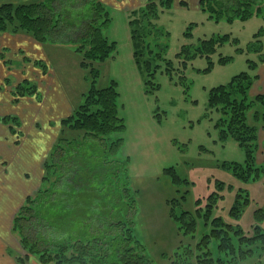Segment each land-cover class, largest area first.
Segmentation results:
<instances>
[{
    "label": "trees",
    "instance_id": "trees-1",
    "mask_svg": "<svg viewBox=\"0 0 264 264\" xmlns=\"http://www.w3.org/2000/svg\"><path fill=\"white\" fill-rule=\"evenodd\" d=\"M172 1L143 0L142 5L128 12L134 61L147 76L154 75L158 64L154 63L152 70L151 62L161 57L165 47L156 42L158 31L151 18L157 16L160 6L168 7ZM263 1L198 0V7L214 21L222 18L245 20L261 10ZM178 3L186 4L184 0ZM106 8L100 0H28L0 4V32H24L40 43L71 44L79 56V65L89 68L90 86L82 94V101L60 120L58 136L43 162L41 182L48 185L40 186L35 194L28 195L12 218V231L17 234L25 255L37 256L42 264H152L132 231L136 206L134 192L127 180L120 183L118 178L123 166L125 170L127 159H109L121 147L122 139L110 140L108 136L124 128V120L118 115L116 82L111 80L106 86H95L99 71L93 62L105 61L116 49L115 41L109 40L104 33L111 21ZM263 31L261 27L252 40L258 61L247 59V66L254 72L240 71L226 83L210 87L207 95L209 108L220 112L215 121L219 139L231 137L244 147L242 162L223 160L220 163L241 181L256 179L260 172H264V166H257L255 161L258 128L250 125L246 116V110L258 104L262 111L254 110L253 119L264 126V92L255 95L251 101L246 95L258 77L255 69L264 61ZM188 33L186 30L185 34ZM218 40H227V35L219 36ZM215 48V39L210 36L197 43L183 44L176 56L197 54L209 58ZM230 57L221 56L218 61L224 63ZM166 63L170 65L171 61L166 60ZM207 63L204 70L211 68L212 62L207 60ZM167 71L170 73L169 68ZM34 88L37 89L34 83L22 80L12 90L14 100L34 92ZM1 120L17 122L13 116H3ZM64 127L79 134L64 137ZM163 172L173 183L186 181L176 174L173 166L164 168ZM216 186L217 190L209 192L204 203L201 198L195 200L194 213L187 209L177 210L179 199L167 200L168 214L184 234L194 237L199 219L204 226L210 225L209 232L202 234L195 244L199 251L195 262L186 260L192 254L187 244L180 247L183 255L177 264H222L219 256L213 261L208 246L212 239L216 240L217 252L223 251L231 256L233 237L237 241L240 239L239 245L252 243L257 238L264 248V227L259 224L264 219V208L254 210L258 224L252 229L256 235H244L238 224L226 222L220 215L214 216L216 203L223 198L219 193L224 188L223 181L216 180ZM184 197L185 193L180 195V198ZM247 200V191L238 189L229 207L230 216L236 218ZM244 253L241 251V256Z\"/></svg>",
    "mask_w": 264,
    "mask_h": 264
},
{
    "label": "rangeland",
    "instance_id": "rangeland-1",
    "mask_svg": "<svg viewBox=\"0 0 264 264\" xmlns=\"http://www.w3.org/2000/svg\"><path fill=\"white\" fill-rule=\"evenodd\" d=\"M185 2L186 4L179 5L173 0L168 7L160 6L157 16L151 18L158 31L156 42L160 46L165 45L161 57L151 62L152 70L154 63L158 64L153 76H147L134 61L127 12L119 9L106 8L111 21L104 30L108 39L115 41L116 49L105 61L93 62L99 71L95 86H106L111 80L116 82L118 115L124 120V128L108 136L110 140L122 139L121 147L109 159H127L125 170L123 166L118 178L120 183L127 180L134 192L136 206L132 231L152 264H177L183 255L180 247L187 244L190 245L192 254L186 260L194 263L195 256L199 254L195 244L210 229L209 223L204 226L202 219H199L194 237L184 234L168 214V199H179L177 210L187 209L194 213L195 200L201 198L204 203L206 195L217 190L216 180H221L224 188L219 193L223 194V198L217 201L214 216L220 215L226 222L238 224L244 235L252 236L256 235L252 227L258 224L254 210L264 208V172H260L256 179L241 181L220 164L223 160L242 162L244 147L231 137L219 139L215 121L220 112L213 107L209 108L207 104L210 87L226 83L240 71L254 72L247 66V59H259L252 40L254 33L261 27L264 28V1L258 13L254 12L245 20L232 21L223 18L214 21L205 11L197 8L194 0ZM186 30L188 34H185ZM222 35H227V40L220 42L218 38ZM210 36L214 37L216 48L208 55L209 58L197 54L192 57L176 56L183 44L197 43ZM263 38L264 34L261 37L262 52ZM68 46L73 50L71 44ZM54 50L50 52L53 53ZM70 52L67 58L76 59L77 65L59 62L63 63L60 67L53 62L52 67L56 75L68 83L73 102L77 105L90 86L89 68H82L77 53L75 55L74 50ZM59 56L64 57L62 54ZM221 56L231 57L220 63L218 58ZM54 58L59 60V57ZM166 60L171 61L170 65ZM207 60L212 62L211 68L204 70L208 65ZM148 78L149 83L146 82ZM253 83L246 92L247 100L250 101L258 93L264 92V89H260V86L258 89ZM31 95L40 97V92L35 89L24 96ZM258 109L262 111L261 106L253 104L246 110V116L247 122L257 126L259 130L261 123L253 119V112ZM9 123L12 125L15 122ZM63 131L64 137L79 134L68 127H64ZM257 154L258 144L255 161L257 166L262 165L263 168L264 153L260 156ZM170 166L186 181L173 183L171 177L163 172L164 168ZM47 185L44 182L40 186ZM238 189L247 191L248 203L241 206L239 215L234 218L229 214V207ZM183 193L185 197L180 198ZM259 224L264 227V219ZM233 241L234 252L231 256L223 251L217 252L216 240L212 239L208 246L213 254V261L219 256L222 264L264 263V248L259 239L241 245L236 237H233ZM241 251H245L243 256Z\"/></svg>",
    "mask_w": 264,
    "mask_h": 264
},
{
    "label": "crops",
    "instance_id": "crops-1",
    "mask_svg": "<svg viewBox=\"0 0 264 264\" xmlns=\"http://www.w3.org/2000/svg\"><path fill=\"white\" fill-rule=\"evenodd\" d=\"M21 1L28 0H0V4ZM100 1L127 12V19L130 10L143 4V0ZM194 1L199 8L198 0ZM68 45L40 43L24 32H0V264H42L37 256L25 255L11 224L25 198L42 184L43 162L58 136L60 120L75 105L68 83L52 67L53 62L60 67L63 63L59 62L77 65L76 59L67 58L73 52ZM255 72L258 77L253 85L264 89V61ZM22 79L33 81L40 97L23 95L15 101L12 89ZM3 116L16 117L18 124L2 121ZM257 140L260 156L264 153V126L257 131Z\"/></svg>",
    "mask_w": 264,
    "mask_h": 264
}]
</instances>
